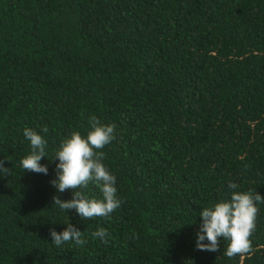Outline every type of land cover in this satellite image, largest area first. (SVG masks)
<instances>
[{
	"label": "trees",
	"instance_id": "trees-1",
	"mask_svg": "<svg viewBox=\"0 0 264 264\" xmlns=\"http://www.w3.org/2000/svg\"><path fill=\"white\" fill-rule=\"evenodd\" d=\"M93 116L122 204L83 220L51 159ZM24 127L47 128V175L19 165ZM0 160V264H264V202L249 253L194 244L230 181L264 197V0H0ZM68 221L86 243L56 247Z\"/></svg>",
	"mask_w": 264,
	"mask_h": 264
},
{
	"label": "clouds",
	"instance_id": "clouds-1",
	"mask_svg": "<svg viewBox=\"0 0 264 264\" xmlns=\"http://www.w3.org/2000/svg\"><path fill=\"white\" fill-rule=\"evenodd\" d=\"M22 133L29 142L30 150L20 158V167L24 171L47 175L48 167L41 163L42 158L47 157L48 142L42 135L47 133V128L24 127ZM115 136V124L102 123L93 116L86 131L82 133L74 129L60 140L51 159L57 163L55 177L50 183L60 193L72 190V198L61 200L59 196H54L53 205L64 212L74 209L83 220L110 218L120 208L122 200L118 195L117 177L104 163L105 153L102 151ZM9 169L0 160V176L10 175ZM90 183L99 190L98 196H89L83 191ZM228 188L231 191L227 196L209 202L197 212L196 216L201 219L194 244L197 250L215 252L222 240L223 244L226 243L223 254L235 257L251 251L250 237L256 226L258 204L264 202V197L252 189L240 190L235 182L230 181ZM64 224L66 227L60 232L50 229L52 244L61 247L69 241L77 245L86 243L82 231L69 221ZM92 236L105 241L108 232L101 227Z\"/></svg>",
	"mask_w": 264,
	"mask_h": 264
}]
</instances>
